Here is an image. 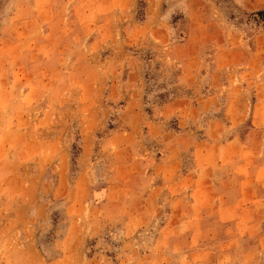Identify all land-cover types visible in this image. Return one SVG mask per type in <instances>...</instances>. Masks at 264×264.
Masks as SVG:
<instances>
[{
    "label": "rangeland",
    "instance_id": "374dc122",
    "mask_svg": "<svg viewBox=\"0 0 264 264\" xmlns=\"http://www.w3.org/2000/svg\"><path fill=\"white\" fill-rule=\"evenodd\" d=\"M244 166L264 175V0H0V264H207L235 225L194 188Z\"/></svg>",
    "mask_w": 264,
    "mask_h": 264
},
{
    "label": "crops",
    "instance_id": "0c3cea01",
    "mask_svg": "<svg viewBox=\"0 0 264 264\" xmlns=\"http://www.w3.org/2000/svg\"><path fill=\"white\" fill-rule=\"evenodd\" d=\"M249 137L250 136L247 135L243 140V145H245L247 148L249 146ZM230 143L233 144L234 140H232ZM238 152H236V155L238 154ZM245 160H248V158L246 157ZM241 168H243V166ZM248 168L249 167L244 166V169L242 170L240 176H236L230 171H227L224 175L225 177L223 184H225V187H221L222 184L220 183L211 182V185L209 186L203 185L202 187V184H200L196 185V187H198L197 190H195L194 188V191H197L198 193V197H196L192 201V203L196 205L204 201L203 198H206L201 196L202 192L204 194V192H206L208 189L212 191L215 190V187H219L225 199L224 203L227 207L226 209L230 213V215L228 216L225 215L223 219L221 217H218V213L216 216L209 217L210 219L206 218L205 216L199 217V222L208 221L209 223L216 225V227L217 224L223 222L224 228H227V230L235 225L234 231H230L226 233L227 235L224 236V246L222 249L216 250V245L208 242L207 246L200 248L199 251L194 253V256L199 255L205 257L207 264H260L258 262V256L264 257V247L261 248L258 244H256V241H258L257 243H259L263 240L264 234L262 232H255L251 235V238L254 239L255 244L251 245L250 243L246 242L248 241V239L246 238V229L248 225L258 223L264 224V220H260L259 218L256 219L254 217L250 218V210L248 209H250L251 206L248 205L247 195L245 197V193H249L252 191L262 192L264 190V175L259 173V170L257 169L249 171ZM173 185H175L179 189L182 188V183L180 182V180L178 182H175ZM233 191L241 193V196L244 198H240V201H237V199L234 202L231 199L232 196L230 195ZM227 196H229L230 198L227 199ZM212 203L213 199H210L209 203H204V206H212ZM215 236L217 235L215 234ZM215 236L213 235L210 239L216 240V238L214 239ZM170 238L171 237H168V240ZM177 240H184V237L178 236Z\"/></svg>",
    "mask_w": 264,
    "mask_h": 264
}]
</instances>
